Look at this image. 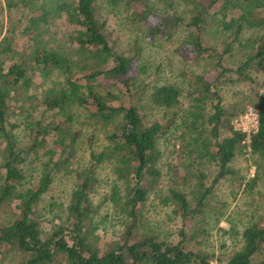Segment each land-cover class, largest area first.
I'll use <instances>...</instances> for the list:
<instances>
[{"label":"trees","instance_id":"16d2710c","mask_svg":"<svg viewBox=\"0 0 264 264\" xmlns=\"http://www.w3.org/2000/svg\"><path fill=\"white\" fill-rule=\"evenodd\" d=\"M104 1L111 7L133 8L137 19L155 16L156 22L149 27L152 35L183 30L187 52L196 60H208L214 74L192 75L189 95L195 102L194 119H186L182 132L175 133V115L150 122L139 101H133L142 92L135 85V55L121 52L115 45L107 22L98 15L97 0H5L8 9L19 6L25 11L0 42V254L19 252L24 256L20 264H213L198 228L182 229L179 237L171 239L147 227L149 184L162 176V144L173 137L194 143L190 148L193 162L186 167L196 177L191 191L172 187L163 197L165 203L175 204L179 215L203 214L215 184L234 174L229 164L237 150L248 144L242 143L246 134L232 125L242 109L235 112L225 107L220 84L251 80L252 72L264 67V0H184L183 13L174 0H163L162 14H156L150 0ZM54 18H63L72 26L64 45L53 44L49 36ZM212 27L222 36L219 44L208 42ZM15 42L26 47L18 48ZM237 52H243V59L231 67L227 58ZM54 72H60L63 80L38 85L42 73L46 79ZM121 80L131 97L128 102L115 93ZM180 95L181 89L173 83L152 85L149 92L151 102L163 108L176 106ZM38 101L45 112L33 117L29 107ZM208 103L213 110L207 118L210 130L199 121ZM255 108L260 124L249 143L259 157L253 183L264 184L263 95ZM14 110L26 113L27 143L16 137L10 122ZM76 110L100 124L113 125L106 143L99 150L92 148L84 165L76 153L81 133L74 126ZM222 127L231 133L220 139ZM36 161V176L28 174L26 164ZM205 162L218 166L210 185L207 169L199 167ZM105 163L115 176L105 200L121 216L122 231L116 240L101 245L96 236L100 206L92 194L99 184V168ZM61 171L72 172L74 184L67 203H59L58 221L45 228L40 207ZM179 177L185 184L188 175ZM12 203L17 212L9 210ZM49 206L56 203L51 201ZM243 241L242 248L220 264H264V216L244 230Z\"/></svg>","mask_w":264,"mask_h":264},{"label":"rangeland","instance_id":"374dc122","mask_svg":"<svg viewBox=\"0 0 264 264\" xmlns=\"http://www.w3.org/2000/svg\"><path fill=\"white\" fill-rule=\"evenodd\" d=\"M156 10V14L163 13L165 8L163 0H150ZM175 6L180 13H183L187 7L184 0H174ZM98 15L101 20L107 22L109 36L114 40L115 45L121 52L135 55V85L141 86L142 92L136 94L133 101H139L142 113L148 121H165L173 117L178 121L175 124V133L178 129L182 132L186 119H194L195 102L189 95L190 80L194 74H206L213 76L211 65L208 60L194 59L187 52L185 43L186 34L179 29L171 34L152 35L149 27L156 22V18L137 19L133 16V8L126 5L117 7L109 6L104 0H97ZM23 10L21 7H15L12 10L6 7L5 0H0V42L5 38L10 30L22 18ZM16 22V24H13ZM21 25V23H20ZM23 26V25H22ZM71 25L63 18H54L49 30V36L55 41L53 44L64 45L68 36L72 33ZM22 28V27H21ZM212 27L208 33V42L219 44L222 39L218 33H215ZM252 33H248L251 35ZM18 48H25L26 44L15 42ZM68 47V46H67ZM20 52L21 50H17ZM243 59V52H237L232 57L227 58V64L236 67ZM42 73L38 78V85L43 86L53 81L63 80L60 72H54L48 78ZM132 83V82H131ZM176 84L181 89L180 102L172 108H163L151 102L149 92L152 85ZM108 83L106 85H109ZM121 81H118L114 87L115 93L123 96L125 101H130L131 97L126 93V88ZM133 85L131 84V87ZM132 89L134 91L135 87ZM220 92L223 97V103L226 108L235 109V112L242 109L232 120L234 126L235 119L245 112L247 107H257L258 98L264 96V67L256 68L252 72V79L247 81L236 80L234 82H222ZM37 101V100H35ZM34 102L29 107V113L33 117L41 116L45 112L44 106ZM213 112L211 104L206 105L205 114L199 121H204L205 128L209 130L212 125L208 122V116ZM77 122L74 125L78 129L80 136L77 142V156L84 165L88 162L92 148L101 149L106 143L105 136L112 129L104 123L100 124L91 119L87 113L76 110ZM26 113L18 110L12 111L10 122L14 125L16 137L27 143L29 140L28 131L25 122ZM234 130L235 126H234ZM231 130L225 127L221 128L220 139L230 135ZM209 138V137H208ZM247 139V138H245ZM243 143V142H242ZM244 144V143H243ZM242 144V145H243ZM240 147L234 159L229 164L234 170L228 176L221 178L213 187L209 205L204 209L203 214L198 217H183L179 215L173 203H165L163 197L170 194L172 187H178L189 193L196 181L194 172H187V168L193 162L190 148L194 143L168 139L162 144L163 158L160 161L162 176L153 178L150 182V195L145 207L147 227L159 232L162 237L176 239L179 237L180 230L190 231L198 228L203 237V248L212 254L210 261L213 264L225 262L230 255L242 248L243 232L253 222L264 216V184L263 181L253 183L257 176V163L259 157L252 152L249 146ZM247 149V150H246ZM32 155L31 158H34ZM2 153L0 148V165ZM32 163V162H31ZM26 164V172L36 176L39 164L37 161L33 164ZM207 169V184L210 185L217 175L218 166L213 162H205L199 166ZM188 178L185 184L179 176ZM99 184L92 194L93 201L99 207V214L96 218L98 229L96 236L99 244L113 242L118 238L122 231L121 216L118 215L112 202L106 201L109 197L115 176L111 166L105 163L99 168ZM74 174L61 171L55 176L49 193L40 207L43 214V224L45 228H50L55 221H58L59 203L66 202L69 199L74 184ZM191 198V196L189 195ZM56 203V206L50 207V202ZM10 211L17 212L15 203L8 207ZM3 218L6 214L3 212ZM48 219V220H47ZM4 220V219H3ZM8 218H6V221ZM151 231V230H149ZM23 255L19 252L0 254V264H20Z\"/></svg>","mask_w":264,"mask_h":264},{"label":"built area","instance_id":"2783aa9c","mask_svg":"<svg viewBox=\"0 0 264 264\" xmlns=\"http://www.w3.org/2000/svg\"><path fill=\"white\" fill-rule=\"evenodd\" d=\"M260 116L257 109L253 106L247 107L244 113L234 121L235 129L246 134L243 143H250L251 135L259 129Z\"/></svg>","mask_w":264,"mask_h":264}]
</instances>
